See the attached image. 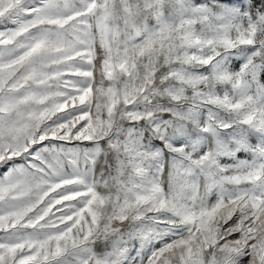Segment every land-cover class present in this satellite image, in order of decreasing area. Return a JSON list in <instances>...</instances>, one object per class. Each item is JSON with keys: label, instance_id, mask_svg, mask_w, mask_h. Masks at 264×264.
Returning <instances> with one entry per match:
<instances>
[{"label": "snow or ice", "instance_id": "6c2138e0", "mask_svg": "<svg viewBox=\"0 0 264 264\" xmlns=\"http://www.w3.org/2000/svg\"><path fill=\"white\" fill-rule=\"evenodd\" d=\"M0 264H264V0H0Z\"/></svg>", "mask_w": 264, "mask_h": 264}]
</instances>
